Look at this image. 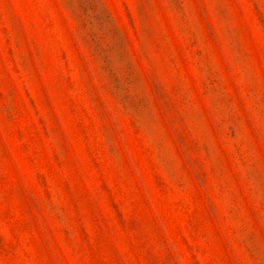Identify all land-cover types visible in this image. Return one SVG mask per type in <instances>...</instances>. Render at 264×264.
Returning <instances> with one entry per match:
<instances>
[{
	"label": "rangeland",
	"instance_id": "1",
	"mask_svg": "<svg viewBox=\"0 0 264 264\" xmlns=\"http://www.w3.org/2000/svg\"><path fill=\"white\" fill-rule=\"evenodd\" d=\"M0 264H264V0H0Z\"/></svg>",
	"mask_w": 264,
	"mask_h": 264
}]
</instances>
